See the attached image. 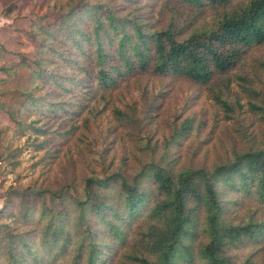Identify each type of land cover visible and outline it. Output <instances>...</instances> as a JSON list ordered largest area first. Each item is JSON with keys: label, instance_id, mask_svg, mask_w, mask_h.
I'll return each instance as SVG.
<instances>
[{"label": "trees", "instance_id": "16d2710c", "mask_svg": "<svg viewBox=\"0 0 264 264\" xmlns=\"http://www.w3.org/2000/svg\"><path fill=\"white\" fill-rule=\"evenodd\" d=\"M34 35L36 69L2 68L0 87L24 80L16 124L42 117L34 130L43 137L55 139L90 103L141 77L207 89L228 120L246 98L252 116L221 140L212 162L207 152L200 157L209 139L191 163L182 159L186 122L160 162L135 176L89 177L81 198L9 192L0 264H264V55L249 62L264 49V0H70L55 24L37 23ZM21 67L27 77L17 75ZM234 79L240 94H232ZM47 194L61 210L47 205ZM243 209L248 218H235ZM8 218L24 230L4 224Z\"/></svg>", "mask_w": 264, "mask_h": 264}, {"label": "rangeland", "instance_id": "374dc122", "mask_svg": "<svg viewBox=\"0 0 264 264\" xmlns=\"http://www.w3.org/2000/svg\"><path fill=\"white\" fill-rule=\"evenodd\" d=\"M69 1L0 0V69H17L24 62L36 69L33 62L39 43L34 35L35 26L55 24ZM263 55L264 49L258 48L249 62ZM253 65L249 70L255 69ZM17 71L18 76L29 74L25 67ZM4 79L7 75L0 70V81ZM23 84L21 78L0 87V92H4L0 95V210L11 191L64 190L81 198L84 181L89 177L115 172L135 176L148 164L160 162L171 137L186 122L189 124L182 159L191 163L189 158L202 141L209 139L211 143L204 147L200 157L207 152L212 162L221 154V140L230 137L229 131L236 134L241 120L252 116L246 98L241 100L242 112L228 120L207 89L185 80L141 77L106 94L105 100L99 97L90 103L75 122L63 127L52 140L34 130L45 123L42 117L31 114L23 126L16 124L22 120L19 114L26 99L18 90ZM240 86L241 82L234 79L232 94H240ZM117 110L124 115H117ZM63 119L57 121L56 129ZM201 158L199 164L203 162ZM44 201L52 209L61 210V204L49 194ZM233 215L241 220L247 219L249 213L243 209ZM3 223L11 229L24 230L12 218ZM204 239L203 235L199 238Z\"/></svg>", "mask_w": 264, "mask_h": 264}]
</instances>
